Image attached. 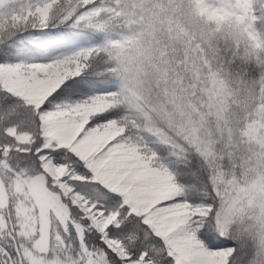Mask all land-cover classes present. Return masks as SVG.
<instances>
[{"label": "snow or ice", "instance_id": "6c2138e0", "mask_svg": "<svg viewBox=\"0 0 264 264\" xmlns=\"http://www.w3.org/2000/svg\"><path fill=\"white\" fill-rule=\"evenodd\" d=\"M188 14L238 16L252 33L264 0H188ZM127 15L123 0H0V264H264V180L221 195L205 153L201 168L129 126L110 67L75 79L110 39L10 62L20 30L74 16L109 28Z\"/></svg>", "mask_w": 264, "mask_h": 264}, {"label": "clouds", "instance_id": "9594fccd", "mask_svg": "<svg viewBox=\"0 0 264 264\" xmlns=\"http://www.w3.org/2000/svg\"><path fill=\"white\" fill-rule=\"evenodd\" d=\"M123 4L128 15L91 64L112 69V102L129 126L150 142L158 131L201 168L205 153L221 195L264 180V23L249 33L238 16L194 18L188 0Z\"/></svg>", "mask_w": 264, "mask_h": 264}, {"label": "trees", "instance_id": "16d2710c", "mask_svg": "<svg viewBox=\"0 0 264 264\" xmlns=\"http://www.w3.org/2000/svg\"><path fill=\"white\" fill-rule=\"evenodd\" d=\"M105 34L104 29L78 23L74 16L64 22L56 20L46 29L31 27L20 30L9 40L8 46L13 52L12 60H41L76 46L103 45L107 42ZM95 72L87 69L82 77L75 79L91 78ZM109 86L112 87L111 84ZM193 162L199 165L197 160Z\"/></svg>", "mask_w": 264, "mask_h": 264}, {"label": "rangeland", "instance_id": "374dc122", "mask_svg": "<svg viewBox=\"0 0 264 264\" xmlns=\"http://www.w3.org/2000/svg\"><path fill=\"white\" fill-rule=\"evenodd\" d=\"M54 22V21H53ZM52 22V23H53ZM76 22V21H75ZM51 23V24H52ZM74 24H76V23H74ZM28 28H31V27H28ZM94 28H96V27H94ZM113 28H114V26L113 27H109V28H97V29H104L105 30V39H107V40H109V39H111L112 37H113V35H114V33H113ZM106 40V41H107ZM95 46H98V45H89V46H76V47H74V48H71V49H66V50H63V51H61V52H59V53H57V55H61V54H67V53H70V52H74V51H79V50H81V49H84V48H89V47H95ZM56 56V55H55ZM52 58V57H51ZM48 59H50V58H48ZM44 60H47V59H41V60H21V59H14V60H11L10 62H12V63H15V62H19V61H26V62H39V61H44ZM101 66V65H100ZM100 66H96V67H91V68H89V71H97L98 70V67H100ZM82 98H84V97H75V96H73V97H67V99H82Z\"/></svg>", "mask_w": 264, "mask_h": 264}]
</instances>
